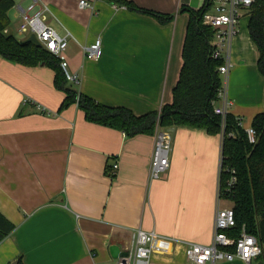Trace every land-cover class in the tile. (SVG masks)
<instances>
[{
  "label": "crops",
  "instance_id": "obj_1",
  "mask_svg": "<svg viewBox=\"0 0 264 264\" xmlns=\"http://www.w3.org/2000/svg\"><path fill=\"white\" fill-rule=\"evenodd\" d=\"M13 1L8 34L28 38L18 32L20 17L34 3V10H44V23L67 40L57 59L79 85L66 82L65 88L135 116L171 104L188 23V14L179 9L203 4L129 0L174 16L161 24L108 0H86L90 7L83 9L79 0ZM242 17L230 46L227 111L248 129L264 110V77L256 66L248 17ZM97 38L101 56L89 60L83 47ZM53 81L47 66L24 67L0 56V215L15 226L0 242V264H113L138 230L159 236V249L135 264H191L186 245L211 244L220 135L172 128L169 169L150 181L154 137H126L89 123L76 104L60 110L65 94Z\"/></svg>",
  "mask_w": 264,
  "mask_h": 264
},
{
  "label": "trees",
  "instance_id": "obj_2",
  "mask_svg": "<svg viewBox=\"0 0 264 264\" xmlns=\"http://www.w3.org/2000/svg\"><path fill=\"white\" fill-rule=\"evenodd\" d=\"M108 1L116 7L149 15L161 24L172 21L174 17L139 8L129 0ZM212 5V0H203L197 10L180 7L179 13L188 14V23L182 48L183 63L172 90V102L163 105L159 111L142 116H135L125 108L106 107L65 88L66 80L57 58L42 47L18 40L6 32L13 0H0V56L24 67H37L43 63V66L51 68L54 87L65 94L60 110L76 104L87 122L123 132L126 137L153 136L156 127L171 129L177 126L204 129L209 135H217L221 132L220 118L214 115L212 104L217 101L221 85L217 67L222 63L211 58L213 32L203 24V17ZM247 15L249 36L257 53L256 66L264 77V0H255ZM251 128L256 134L255 144L248 142L237 118L226 115L218 188L222 199L231 202L235 218V226L226 234L237 238L244 227L245 232L253 235L264 250V110L254 116ZM231 176L235 183L228 187ZM14 229L15 226L0 215V242ZM254 264H264V254L257 257Z\"/></svg>",
  "mask_w": 264,
  "mask_h": 264
},
{
  "label": "built area",
  "instance_id": "obj_3",
  "mask_svg": "<svg viewBox=\"0 0 264 264\" xmlns=\"http://www.w3.org/2000/svg\"><path fill=\"white\" fill-rule=\"evenodd\" d=\"M255 0H212V8L204 15L203 24L210 27L213 32L211 41V58L220 60L221 65L217 67V74L220 77L221 85L217 94V101L212 104L214 115L220 118V137L225 128V119L228 113L230 102L227 99V75L230 68V46L237 35V26L241 18V11H247L254 4ZM80 9L89 8L90 4L86 0H79ZM35 4L30 5L21 14V23L18 32L22 36L34 35L41 47L55 58L64 52L67 40L59 37L55 31L44 23L43 11L34 10ZM85 58L97 61L101 56L100 39H95L89 46L83 47ZM60 69L66 82L75 86L79 85L77 76L70 75L66 71V63L59 62ZM219 103V105H217ZM40 111L42 110L38 107ZM238 125L241 126L240 119L237 118ZM243 129V128H242ZM250 144L256 143L255 131L250 127L243 129ZM154 147L150 158L148 179L157 180L169 169V153L171 149V134L168 129L156 127L154 131ZM222 156L220 151L219 172L221 168ZM117 170L116 163L112 165L110 176ZM235 183V178L231 176L228 187ZM222 197L217 190L216 210L214 214L213 232L211 244L209 246H199L187 244L185 257L191 264H215L219 261L241 260L244 264H254V260L263 254V248L257 239L245 232L244 227L237 238L229 237L226 232L235 226V218L232 208H221ZM159 236L154 233H145L138 230L129 248L122 253L113 264H135L141 260H148L152 253L159 249Z\"/></svg>",
  "mask_w": 264,
  "mask_h": 264
},
{
  "label": "water",
  "instance_id": "obj_4",
  "mask_svg": "<svg viewBox=\"0 0 264 264\" xmlns=\"http://www.w3.org/2000/svg\"><path fill=\"white\" fill-rule=\"evenodd\" d=\"M24 42L32 43V44H34V45H36L38 47H41V45L36 40L34 35H30L27 39L24 40ZM41 66H43V63H41ZM168 130L171 132L173 129L171 128V129H168ZM12 264H18V262L15 261Z\"/></svg>",
  "mask_w": 264,
  "mask_h": 264
},
{
  "label": "rangeland",
  "instance_id": "obj_5",
  "mask_svg": "<svg viewBox=\"0 0 264 264\" xmlns=\"http://www.w3.org/2000/svg\"><path fill=\"white\" fill-rule=\"evenodd\" d=\"M240 13H241V17L244 16V17H242V18H243L244 20H247V17H248V15H247V11H241ZM73 88H75V87H73ZM75 89H76V88H75ZM227 201H228V200H226V201H222V203H221L222 205H225V208H226V207H230V206L232 205V204L229 203L230 201H229V202H227Z\"/></svg>",
  "mask_w": 264,
  "mask_h": 264
}]
</instances>
